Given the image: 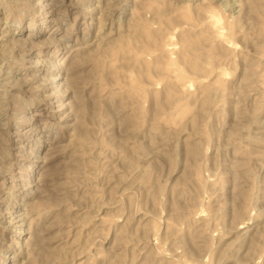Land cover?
Wrapping results in <instances>:
<instances>
[{
	"label": "rangeland",
	"instance_id": "rangeland-1",
	"mask_svg": "<svg viewBox=\"0 0 264 264\" xmlns=\"http://www.w3.org/2000/svg\"><path fill=\"white\" fill-rule=\"evenodd\" d=\"M0 19V264H264V0Z\"/></svg>",
	"mask_w": 264,
	"mask_h": 264
},
{
	"label": "bare ground",
	"instance_id": "bare-ground-1",
	"mask_svg": "<svg viewBox=\"0 0 264 264\" xmlns=\"http://www.w3.org/2000/svg\"><path fill=\"white\" fill-rule=\"evenodd\" d=\"M47 1H53V0H47ZM56 4V3H55ZM44 5V4H43ZM48 5V4H47ZM47 7V6H46ZM50 7H51V5H50ZM48 13V12H47ZM49 14V13H48ZM0 21H2V23H6V21L4 20V19H0ZM28 29V28H27ZM28 31H30V29H28ZM52 66H54V65H52ZM55 67V66H54ZM56 68V67H55ZM51 74V73H50ZM46 75V74H45ZM51 76V78L50 79H48V81L50 82V83H54V80H58L60 77V73H57V74H51L50 75ZM58 86V85H57ZM56 86V87H57ZM29 118V117H28ZM20 120V119H19ZM26 136V135H25ZM18 218V217H17ZM21 224V223H20ZM21 245V244H20Z\"/></svg>",
	"mask_w": 264,
	"mask_h": 264
}]
</instances>
